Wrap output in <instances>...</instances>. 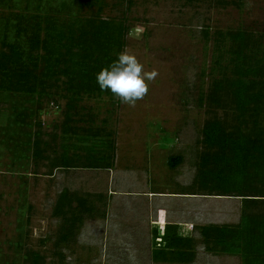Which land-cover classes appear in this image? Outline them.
Segmentation results:
<instances>
[{
    "label": "rangeland",
    "instance_id": "1",
    "mask_svg": "<svg viewBox=\"0 0 264 264\" xmlns=\"http://www.w3.org/2000/svg\"><path fill=\"white\" fill-rule=\"evenodd\" d=\"M236 1L241 5L135 0L126 12L125 0H103L101 16L127 15L123 51L136 55L145 71L156 70L158 76L135 107L116 97L88 101L95 122L106 118L107 128L113 131L116 149L111 169L50 170L45 161L34 164L28 152L15 158L0 142V264H29L25 259L29 250L38 251L43 264H180L153 260L152 228L159 222L191 230L207 223L238 221L239 197L177 195L193 187L201 127L209 116L199 97L210 83L213 48L202 29L244 27L264 32V0ZM6 12L8 8L0 7V13ZM7 105L0 98V140L7 138L1 129ZM58 106L49 104L41 115L48 133L61 132L59 127L54 129L62 120V102ZM60 142L57 138L52 144L57 154ZM73 152L83 154L81 149H69V154ZM172 155L182 156L173 168L167 165ZM63 189L93 194L100 202L92 216H83L67 244L56 245L61 219L52 211ZM147 191L157 193L147 197ZM193 236L198 238V232ZM195 250V260L187 264H241L238 256L210 253L200 242Z\"/></svg>",
    "mask_w": 264,
    "mask_h": 264
},
{
    "label": "trees",
    "instance_id": "2",
    "mask_svg": "<svg viewBox=\"0 0 264 264\" xmlns=\"http://www.w3.org/2000/svg\"><path fill=\"white\" fill-rule=\"evenodd\" d=\"M125 1L128 12L135 0ZM188 1L241 5L236 0ZM103 4L0 0V7L9 10L0 13V98L8 103L1 128L7 138L0 142L15 158L28 152L34 164L45 161L50 170L113 166V131L106 118L95 122L88 101L102 96L114 100L110 91L100 90L96 74L124 50L129 27L126 13L101 16ZM202 33L213 48L210 83L199 97L209 116L201 127L193 187L182 193L239 197L241 211L235 223H207L191 230L176 223L153 227L151 256L157 262L191 263L200 242L210 253L238 256L241 264H264V32L239 27L205 28ZM61 102L62 120L54 125L61 132L48 133L41 115L49 104L59 107ZM57 138L58 154L52 146ZM69 149L83 154H69ZM181 160L172 155L167 165L176 167ZM95 197L68 189L58 194L52 211L61 219L56 245L67 244L83 216L98 210L100 198ZM25 259L29 264L44 261L35 250L27 251Z\"/></svg>",
    "mask_w": 264,
    "mask_h": 264
},
{
    "label": "clouds",
    "instance_id": "3",
    "mask_svg": "<svg viewBox=\"0 0 264 264\" xmlns=\"http://www.w3.org/2000/svg\"><path fill=\"white\" fill-rule=\"evenodd\" d=\"M157 76L156 70L145 71L136 55L125 50L96 74V83L102 92L110 91L122 104L135 107L149 94Z\"/></svg>",
    "mask_w": 264,
    "mask_h": 264
},
{
    "label": "crops",
    "instance_id": "4",
    "mask_svg": "<svg viewBox=\"0 0 264 264\" xmlns=\"http://www.w3.org/2000/svg\"><path fill=\"white\" fill-rule=\"evenodd\" d=\"M95 169L97 170V169H99V168H95ZM107 169H111V168H107ZM117 172H118V170H117ZM114 174H115V173H114ZM110 175H111V174H110ZM107 178H108V177H107ZM100 181H101V180H100ZM153 193H157V192H153ZM153 193H152L151 191H147V192H145V194H147V197H148V196L150 197ZM179 194L187 195V194H183V193H178L177 195H179ZM162 208H163V207H161V210H162ZM161 214H162V213H161ZM161 216H162V215H161ZM161 216H160V217H161ZM160 220H161V219H160ZM163 222H164V221L159 222V225H161V224H162V225L166 224V222H164V223H163ZM156 223H157V222H155V224H156ZM169 223H171V222H169ZM176 224H178V223H176ZM178 225H179V224H178ZM180 225H183V224H180Z\"/></svg>",
    "mask_w": 264,
    "mask_h": 264
}]
</instances>
